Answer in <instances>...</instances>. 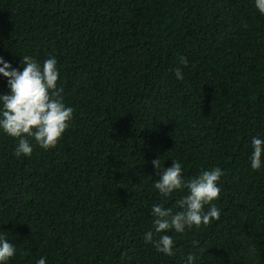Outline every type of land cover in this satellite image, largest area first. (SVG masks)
<instances>
[{"label":"trees","instance_id":"16d2710c","mask_svg":"<svg viewBox=\"0 0 264 264\" xmlns=\"http://www.w3.org/2000/svg\"><path fill=\"white\" fill-rule=\"evenodd\" d=\"M24 55L56 57L74 118L55 148L32 140L31 156L0 130V234L16 245L6 264H264V166L249 159L264 139L254 0H0V56L22 71ZM158 157L185 179L224 173L220 218L168 232L173 256L143 239L160 235L152 205L186 194L155 189Z\"/></svg>","mask_w":264,"mask_h":264},{"label":"clouds","instance_id":"9594fccd","mask_svg":"<svg viewBox=\"0 0 264 264\" xmlns=\"http://www.w3.org/2000/svg\"><path fill=\"white\" fill-rule=\"evenodd\" d=\"M254 2L256 9L264 15V0ZM180 63L186 67L187 58L181 56ZM0 64L3 65L0 74L7 78L10 89L9 94L0 95V130L18 140L15 155L31 156L32 140L45 150L55 148L74 118V109L64 103V88L58 87L60 72L56 57L50 56L41 63L33 56L24 55L22 71L12 67L2 56ZM175 75L179 80L184 78L179 67L175 69ZM251 145V168L259 170L264 166V139L253 136ZM152 164L159 177L154 187L161 196L169 198L175 191L186 192L176 200L174 207H165L163 203L152 205L154 231L160 235L155 238L154 232L148 230L143 237L157 252L173 256L175 241L168 232L183 233L186 227L208 225L220 218V209L212 202L219 199L218 183L224 173L220 167H213L185 179L178 160H173L172 166L164 168L162 173L163 163L159 157ZM206 205L209 206L207 210ZM15 253L16 245L0 234V264H6ZM194 259V255L189 254L187 264H192ZM37 264H46V258L41 257Z\"/></svg>","mask_w":264,"mask_h":264}]
</instances>
